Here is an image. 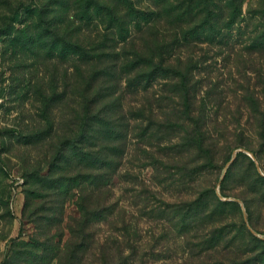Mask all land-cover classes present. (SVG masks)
<instances>
[{
	"label": "rangeland",
	"instance_id": "rangeland-1",
	"mask_svg": "<svg viewBox=\"0 0 264 264\" xmlns=\"http://www.w3.org/2000/svg\"><path fill=\"white\" fill-rule=\"evenodd\" d=\"M86 1L0 0V264L12 241L61 231L67 244L70 223L81 214L78 195L63 205L40 188L28 200L25 173L47 169L61 141L80 131L85 98L94 93L91 75L106 67L112 74L93 84L97 89L106 79L123 102L107 201L115 210L96 227L109 246L91 250L85 264L102 257L106 264H264V48L250 51L264 31V0H241L228 44L193 41L164 62L168 71L139 86L129 84L136 72L121 67L148 41L157 17L164 31L178 28L166 10L178 11L184 0H134L150 22L143 18L125 40L107 29L96 0ZM202 6L184 12V27L202 17ZM58 26L87 48L103 43L105 55H62ZM186 101L193 122L183 112ZM203 108L207 134L217 139L209 153L185 141L199 134ZM235 150L242 153L233 159Z\"/></svg>",
	"mask_w": 264,
	"mask_h": 264
},
{
	"label": "trees",
	"instance_id": "trees-1",
	"mask_svg": "<svg viewBox=\"0 0 264 264\" xmlns=\"http://www.w3.org/2000/svg\"><path fill=\"white\" fill-rule=\"evenodd\" d=\"M89 1H86V6ZM100 1H92V5L98 6V13H105L108 20L107 29L116 28L124 40L131 37L133 26L142 28L140 27L141 20H144L143 18L149 20L146 15L148 12L138 9L134 0H123L124 6L121 5L120 0H103L104 3ZM225 2L222 6L220 0L181 1L182 6H179L178 11L173 12L178 6L166 10L169 17L171 16V22L174 20L179 22L178 28L170 33V29L164 31L160 27L161 17H157L149 26L151 35L148 41L137 48L134 47L130 51L133 57L129 58L128 56L126 64L121 67V69L136 72L134 77L129 79V84L139 86L144 81L148 82L157 72L168 71L172 66L166 65L164 62L176 56L178 49L193 41L202 42L205 39L214 44H228L234 35V25L239 23L243 10L241 0H225ZM194 3H196L195 6ZM202 3L204 6L199 11L202 13V17L196 24L188 28L184 27V12ZM173 14L175 15L173 16ZM55 34L58 43H63L60 48L62 55L71 53L88 60L105 55L103 43H95L93 47L87 48L79 39L67 40V34L62 31L60 26L56 28ZM257 42H259L258 45ZM257 46L258 49L264 48V31L260 30V33L254 37L250 44L252 49L250 51L258 50ZM98 49L102 51L96 53ZM188 54L191 55L194 52L190 51ZM106 68L108 69H96L91 75V90H94V93H90L85 98L80 131L61 141L54 157L49 161L47 169L35 167L25 173L26 183L30 185L26 192L28 200L31 194H41L40 188L47 190L44 196L46 194V196L58 197V202L63 205L69 195L70 197L78 195L77 203L81 214L79 217H74V221L70 223L71 235L67 244L62 245L61 231L56 234L57 241H54L56 235H49L45 240H41L39 236H33L30 241H12L11 253H8L1 264H52L55 260H57V264H62L63 258H66V264H85L91 250L109 246V241L101 239L96 227L105 214H113L115 210V202L107 201L113 189L114 176L118 169L117 142L121 128L116 121V116L118 117L123 112V102L122 95L116 92L117 89L104 85L106 79H102L103 84L97 89L93 84V82L99 81L101 76L112 74L109 67ZM116 73L115 70L114 74ZM181 82L183 90L187 91L186 81L183 79ZM184 98L186 99V97ZM185 105L187 110H183V112L188 117L186 118L184 113L183 117L189 118L193 122L192 111L194 108L190 109L188 101L185 102ZM201 112L202 119L195 127L199 134L197 136L193 134L185 141L209 153L208 147L217 139L207 134L209 129L204 117L205 108ZM261 177L264 178V175ZM63 218L61 213L58 222ZM47 219L53 224L56 215ZM256 257L258 256H248L245 261L256 259ZM107 261L106 257H102L97 259L95 264H106Z\"/></svg>",
	"mask_w": 264,
	"mask_h": 264
},
{
	"label": "water",
	"instance_id": "water-1",
	"mask_svg": "<svg viewBox=\"0 0 264 264\" xmlns=\"http://www.w3.org/2000/svg\"><path fill=\"white\" fill-rule=\"evenodd\" d=\"M237 153H238V150H235L233 153V159L236 157ZM233 159H231V160H233Z\"/></svg>",
	"mask_w": 264,
	"mask_h": 264
}]
</instances>
